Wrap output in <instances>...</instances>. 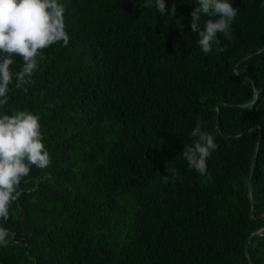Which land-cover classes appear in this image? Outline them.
<instances>
[{"label": "trees", "instance_id": "trees-1", "mask_svg": "<svg viewBox=\"0 0 264 264\" xmlns=\"http://www.w3.org/2000/svg\"><path fill=\"white\" fill-rule=\"evenodd\" d=\"M62 2L68 46L44 49L6 106L40 116L51 164L0 220V264H264L261 0H234L231 37L207 54L195 0H166L175 17L144 0ZM197 121L218 144L205 175L181 155Z\"/></svg>", "mask_w": 264, "mask_h": 264}, {"label": "clouds", "instance_id": "clouds-1", "mask_svg": "<svg viewBox=\"0 0 264 264\" xmlns=\"http://www.w3.org/2000/svg\"><path fill=\"white\" fill-rule=\"evenodd\" d=\"M192 3V0H187ZM190 13L191 31L198 36L200 50L207 54L223 51L220 35L231 37L232 25L239 13L234 0H195ZM264 5V0H261ZM144 7L156 9L164 17L166 11L175 17L173 4L166 0H144ZM66 6L62 0H0V220H7L10 206L19 196V185L33 166L45 169L51 164L50 154L41 132L40 116L32 111H9L10 96L15 88L31 83V77L43 59L44 49L62 42L67 47L70 36L65 24ZM207 18V19H206ZM183 28V23H178ZM15 57L23 66L13 71ZM191 143L182 152L190 169L205 175L209 158L218 148L214 135L197 121L191 130ZM165 179L175 178L176 171L167 166ZM9 230L0 225V247L9 244Z\"/></svg>", "mask_w": 264, "mask_h": 264}, {"label": "water", "instance_id": "water-1", "mask_svg": "<svg viewBox=\"0 0 264 264\" xmlns=\"http://www.w3.org/2000/svg\"><path fill=\"white\" fill-rule=\"evenodd\" d=\"M262 52H264V48L261 50V51H259V53H262ZM254 56V55H253ZM253 56H251V57H253ZM251 57H248V58H246L245 60H243L242 62H244V61H246V60H249ZM239 75H242L244 78H246V79H248V80H250L247 76H245L243 73H241V72H237ZM259 102V98H258V91H257V89H256V96H255V101L252 103V104H250V105H248V106H253V107H255L256 106V104ZM255 130V129H254ZM263 136V132H261V134H260V137H262ZM256 158H257V155H256V157H255V160H254V163H253V166H252V171H251V174L253 175V172H254V170H255V164H256ZM249 193H250V197H251V199H252V177L250 178V182H249ZM253 203V202H252ZM251 216L253 217V218H255L254 217V206H253V209H252V212H251ZM263 232H264V228L263 229H261L260 231H258L257 233H255L254 235H262L263 234ZM253 235V236H254ZM251 239V238H250ZM250 239H249V241L247 242V244H246V255L249 257V245H250Z\"/></svg>", "mask_w": 264, "mask_h": 264}]
</instances>
